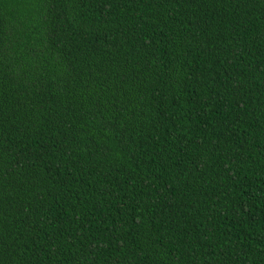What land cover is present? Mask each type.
Returning <instances> with one entry per match:
<instances>
[{"label": "trees", "instance_id": "16d2710c", "mask_svg": "<svg viewBox=\"0 0 264 264\" xmlns=\"http://www.w3.org/2000/svg\"><path fill=\"white\" fill-rule=\"evenodd\" d=\"M0 264H264V0H0Z\"/></svg>", "mask_w": 264, "mask_h": 264}]
</instances>
